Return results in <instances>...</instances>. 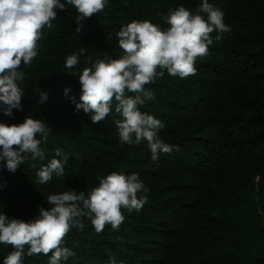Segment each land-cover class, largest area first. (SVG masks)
Returning <instances> with one entry per match:
<instances>
[{
    "label": "trees",
    "instance_id": "16d2710c",
    "mask_svg": "<svg viewBox=\"0 0 264 264\" xmlns=\"http://www.w3.org/2000/svg\"><path fill=\"white\" fill-rule=\"evenodd\" d=\"M208 2L223 12L231 31L219 41L211 33L213 43L197 57L195 75L181 79L164 70L145 85L155 98L139 110L163 123L158 134L172 146L157 162L146 141L120 143L115 100L108 117L92 123L91 113L76 111L69 97L80 102L78 76L91 66L86 58L94 63L123 54L116 38L122 26L149 20L167 29L163 17L170 9L184 6L197 14L202 0H107L79 32L77 12L66 4L43 28L37 56L21 64L23 110L14 109L12 117L0 112V122L22 123L30 115L42 119L49 134L41 144L43 161L29 158L15 173L0 166V212L29 222L38 206L51 207L47 197L58 193L57 176L41 185L36 172L56 148L67 157L61 177L71 185L65 191L87 194L113 171L136 173L148 189L138 194L147 197L139 211L122 209L118 230L106 225L97 233L83 217L84 228L72 227L64 237L62 246L75 255L62 264H108L109 257L116 264H264V0ZM69 54L80 60L72 69L64 64ZM37 87L47 93L43 103H37ZM12 250L0 244V264ZM50 255L28 256L26 248L23 264H48Z\"/></svg>",
    "mask_w": 264,
    "mask_h": 264
},
{
    "label": "clouds",
    "instance_id": "9594fccd",
    "mask_svg": "<svg viewBox=\"0 0 264 264\" xmlns=\"http://www.w3.org/2000/svg\"><path fill=\"white\" fill-rule=\"evenodd\" d=\"M66 4L77 12L75 31H80V23L103 12L107 0H0V112L12 117L13 110H23L24 90L18 82L25 79L20 71L21 64H31L37 56L42 30L50 27L56 19V10H65ZM200 13H205L204 15ZM167 29L149 20H132L116 33L118 47L123 54L118 58L106 57L94 63L86 58L91 66L83 67L78 76L81 94L80 102L69 97L75 110L91 113L92 123L105 120L112 111L122 119L116 120L118 139L122 144H140L146 141L151 152V160L158 161L159 153H169L172 146L159 136L163 123L154 116L141 112L139 106L155 98L154 91L146 90L145 85L164 75L185 79L196 74L197 57L208 54L213 43L211 33L217 32L216 41L222 34L230 32L224 23L223 12L202 0L199 13L193 14L184 6L170 9L163 17ZM85 48L79 50L82 55ZM80 63L77 54H69L65 67L75 68ZM160 69L161 71H157ZM70 89L63 92L68 96ZM37 103L47 100V93L35 89ZM133 93L134 95H128ZM49 130L42 119L26 116L22 123L0 122V166L15 173L27 159L43 161L45 152L41 147ZM59 157V158H57ZM67 157L61 148L42 164L36 172L39 184H47L53 175H65ZM32 167H36L35 164ZM4 185L0 184V188ZM148 189L136 173L126 175L111 172L99 180L87 194L70 189L47 197L51 207L38 206L36 217L25 222L10 218L0 212V244L13 249L3 260V264H23L25 249L27 255H48V264H62L75 253L63 247L64 237L72 227L84 228L83 217H87L97 233L110 225L118 230L124 221L122 209L139 211L147 200ZM108 264H116L109 257Z\"/></svg>",
    "mask_w": 264,
    "mask_h": 264
},
{
    "label": "rangeland",
    "instance_id": "374dc122",
    "mask_svg": "<svg viewBox=\"0 0 264 264\" xmlns=\"http://www.w3.org/2000/svg\"><path fill=\"white\" fill-rule=\"evenodd\" d=\"M63 178L62 177H58V178L56 177L54 179V186L58 188V190H57L58 193L65 191L66 188L70 187V185H71L70 181L67 180L64 182Z\"/></svg>",
    "mask_w": 264,
    "mask_h": 264
}]
</instances>
